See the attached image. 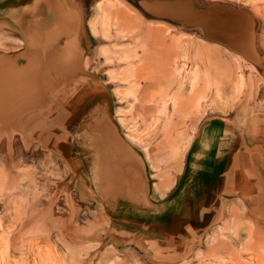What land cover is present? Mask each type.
Returning <instances> with one entry per match:
<instances>
[{
  "label": "rangeland",
  "instance_id": "obj_1",
  "mask_svg": "<svg viewBox=\"0 0 264 264\" xmlns=\"http://www.w3.org/2000/svg\"><path fill=\"white\" fill-rule=\"evenodd\" d=\"M43 1L0 2V55L15 59L24 53L28 42L14 24L22 15L33 19L34 12H38L48 21L46 26L52 28L51 17L43 7L38 8V3ZM97 1L59 0L58 3L64 12L71 11L76 16L75 34L88 35L87 46L83 45V39L75 37L77 53L87 75L96 79L103 90L102 104L108 114L101 119L132 160L128 173L139 187L137 198L128 184L116 186L113 196L104 195L96 179H105V175L100 176L94 151L81 150L88 146L87 141L82 138L70 144L64 133H58L54 145L50 120L40 119L39 126H31L33 121L26 120L44 115L46 106L51 104L49 96L39 101L36 95L29 96V103L12 123L1 126L0 121V214H5L9 223L0 235V264H239L238 257H243L239 262H248L246 251L251 245V231L264 235V215L255 217L248 213L264 206V0H188L201 17L230 13L247 25L256 59H249L252 56L245 53L241 66L232 65L227 48L208 38L202 26L150 14L136 0L123 2L127 14L122 17L115 13L119 10L113 5H109L112 8L100 5L99 17L93 22L94 31L99 27V34H93L89 21ZM129 16L133 18L130 25L123 22ZM138 22L153 34L154 29L161 27L166 44L178 50L170 56L179 66L174 73L178 79L170 81L171 86L175 83L173 89L161 101L164 112L158 106L156 109L140 103L132 106L137 91L154 82L147 47L143 43L134 46ZM6 42L16 45H3ZM189 42H198L210 50L204 54L205 65H199L204 93L197 95L194 107L182 109L177 115L172 95L180 91L179 80L188 96L192 95L194 83L193 58L189 53L179 54V44ZM101 48L107 49L106 54L100 52ZM136 50L141 51L140 57ZM18 63L19 67L24 65L22 60ZM108 71H114L111 77L116 82L108 79ZM117 88L122 98L119 101L114 93ZM119 109L121 112L117 114ZM209 116L230 119L247 136L255 161L249 181L256 191L252 199L239 202L242 225L238 230L234 227L222 231L224 225L235 223L230 217V206L237 203L227 200L229 203L208 210L210 216L211 210L214 212L211 220L201 215V225L194 230L191 223H181L184 227L179 233L178 216L149 220L152 207L143 205L153 198L147 176L157 166L173 180L196 126ZM128 135L135 136L137 143L131 142ZM144 147L151 153L150 163ZM81 172L87 182L85 192L80 195ZM163 173L153 177L160 186L157 190L160 194L167 180ZM133 199L138 205H129L135 202ZM101 201L103 206L98 204ZM220 239L231 242L237 250L235 258L229 259L235 256L228 249L231 246L224 254L220 251L225 258L214 257L212 249Z\"/></svg>",
  "mask_w": 264,
  "mask_h": 264
},
{
  "label": "crops",
  "instance_id": "obj_2",
  "mask_svg": "<svg viewBox=\"0 0 264 264\" xmlns=\"http://www.w3.org/2000/svg\"><path fill=\"white\" fill-rule=\"evenodd\" d=\"M47 1L56 9L61 10L63 13H66L62 10V5L58 3L59 0ZM136 1L137 3H139V5L143 4L144 8L150 14L170 17L180 21L184 20V18L187 16L198 15V13L190 5V2H188V0ZM123 2H125V0H98L94 5L95 11L93 12V19L91 18V21H89L90 31H92L91 22H93L95 19L97 20L99 17H97V5H101L102 8L105 6H107L108 8H112L109 5H113V7L116 8V11H120L115 13L119 17H122L126 16L127 14V11H125L124 9L125 6ZM40 3L41 2H39L38 5H40ZM68 5L70 6V4ZM58 6H60V8H58ZM32 16L33 19H25L22 15L14 22L16 26L15 28L17 29L19 34H21L24 41H27L25 35H28L30 33V30L27 27L30 20H32V22L35 19H37L38 22L47 21L44 16L39 14L38 12H34ZM131 20H133L131 16L127 17L126 19L123 18V22L125 24L129 23L130 25ZM50 21L51 24L55 23L53 20ZM7 22L9 21H5V23ZM137 25L138 31L136 32L137 37L135 39L136 42L134 43V46L137 47L140 43H143L145 47H147L148 59L151 61V66L154 68L150 70L151 74L153 75L154 82H149L143 89L137 91L136 98L132 102V106L135 103H140L143 106L148 105L146 107H149V105H151L150 107L153 109H156L158 106L159 111L164 112V107L161 106V101L163 100L164 96H169L168 90L173 89L172 86L175 83H173L171 86L170 81L172 79H178L176 78V76H174V73L176 68L179 66L177 65V61L174 58L171 59L170 56L178 50H173L169 44H166V40L163 39L161 35L162 33H160L161 31H163L161 27L154 29L153 31L156 32L153 34L152 32H150L151 29L143 27L142 23L138 22ZM98 28L99 27L97 26L95 27V34H99ZM51 29V27L45 25V30L50 31ZM32 31L35 30L33 29ZM92 33L90 32V35L94 36V33ZM227 35L229 37L226 40L231 38L230 32ZM206 36L210 38V36ZM75 37L76 39H83V45L87 46L88 35L79 32L77 35H75ZM67 39L64 36H59L55 37L54 40L55 43H57L56 46L62 47ZM226 40H220L217 42L223 44L227 48L225 50L229 55V59L232 65L241 66V59L245 58L243 53L233 51L230 46L226 44ZM59 41H62V43L59 44ZM3 45L14 46L16 45V43L6 42ZM127 45L131 46L132 44L128 43ZM253 45L254 44H252L250 40L248 46L250 47L249 54L252 57H248L249 59H256L255 54H253V50L255 52ZM207 49V47L199 44L198 42L179 44V54L186 55L184 53H189L193 58L191 73L192 79H194V83L193 88L191 89L192 95L188 96L182 90L183 82L179 80L180 91L172 95L175 97L177 105L175 111L177 115L182 111V109L194 107L197 95H202L204 93L203 85L201 84L202 78L199 65H205L204 54H206V52L209 50ZM136 52L140 57L141 51L136 50ZM165 56L169 57L167 58ZM180 73L181 69L179 68V76ZM33 122L30 124L31 126H39L38 120ZM168 122L171 123L170 121ZM171 126L174 127L173 125ZM117 144L120 145L119 143ZM123 149L125 151L124 147ZM147 155L149 157L151 156L148 148ZM133 160L135 162V157L133 158ZM131 161L132 160L130 158V163ZM254 163V157L251 152L247 136L244 135L243 131L233 121L222 116H209L201 119V121L196 126L192 139L190 140L184 152L180 170L178 168L177 172L173 176V180L171 177L164 174L163 170L158 168L157 166H155V169H153V173L147 176V183L149 185V188L153 191V198H148V200L143 203L144 206L151 205L152 207L149 214V220H153L154 218L161 219L162 217L178 216L180 233V230L184 227L181 226V223H191V229L194 230V227L197 228L201 225V220H199L201 215H203L204 217L207 216V219L211 220L214 212H212L211 210L210 216L208 214V210L213 207L223 206L229 203L227 200H232L230 202L234 204L241 202L243 199H252L256 190L254 189L253 183L250 184L249 179L252 175L251 172H253V169L255 167ZM130 169L131 164L129 170ZM160 173H163V175L167 178V180H165L166 186L164 185L165 189L163 190L162 194L155 191L154 189V184L156 183L153 177L154 175H158L159 177ZM82 176H84V173L81 172L79 174L78 183V190L80 195L85 192L84 183L87 182L86 178L83 179ZM125 176H127V180L129 181L128 189L132 190L133 188V192H135V198H137L136 192L137 190H139V187L137 186L136 180H133L129 173H126ZM139 176L141 179H143L141 174ZM102 179L104 180V178ZM96 181L98 186L100 187L101 180L96 179ZM133 194L134 193H132V195ZM133 200L135 202L129 205H138L136 199ZM98 204L103 206L102 201ZM119 206H121V204H117V207ZM7 220L8 217L5 214H0V235L2 234V231L7 230V226L9 224Z\"/></svg>",
  "mask_w": 264,
  "mask_h": 264
},
{
  "label": "bare ground",
  "instance_id": "obj_3",
  "mask_svg": "<svg viewBox=\"0 0 264 264\" xmlns=\"http://www.w3.org/2000/svg\"><path fill=\"white\" fill-rule=\"evenodd\" d=\"M2 1L0 0V2ZM41 7L55 22L52 29L50 31L45 30L48 21L38 22L37 19L33 22L30 21L27 25L30 33L25 35L28 43L21 57L10 59L5 54L0 55L1 126H8L16 119L17 114L25 109L27 102L29 103L31 99L29 96L36 95L38 101L42 97L49 96L51 104L46 106L44 115L26 120H50L48 123L54 133V145L58 141L56 138L58 133H64L70 144H74L73 141L85 139L88 146L81 150L84 152L94 151L93 158L100 171V176L105 175V179H101L103 184L100 186V190L103 194L105 193L104 195L113 196L111 193H116L114 190L116 186L122 184L124 187L129 182L125 174L129 171L130 158L123 147L114 140L106 122L101 119L108 114L107 107L102 104L105 97L103 90L97 85L96 79H91L87 75L77 53L75 43L76 16L71 11L63 13L50 5L47 0L40 3L38 8ZM65 7L70 6L65 3ZM96 8L98 12L100 5H97ZM247 19L248 23H251L250 18ZM93 22H91V28L95 34ZM182 22L202 26L207 33L206 35L215 41L226 40L229 37L227 34L230 32L231 38L226 40V44L235 52L243 54L250 52L248 45L251 39L249 37L250 32L246 28L247 25L236 20L230 13H225L224 16L219 17L214 16V18L201 17L199 14L187 16ZM33 29L35 31H32ZM59 36L68 39L62 47L57 48L54 39ZM106 51V48L100 49L102 54H106ZM20 60L24 61L22 67H19L18 62ZM112 72L114 71H108L107 77L110 81L116 82L111 77ZM119 90L117 88L114 92L118 101L122 99ZM120 112L119 109L116 113ZM119 122L126 127L123 120H119ZM127 137L131 142L137 143L135 136L128 135ZM143 149L149 162L147 147ZM159 187V184H154L155 191L159 190ZM241 208L240 203L230 206V217L234 218L235 223L232 226L224 225L222 231L228 232L234 227L235 230H238L242 225ZM248 213L255 217L263 216L264 206L262 209L259 208L257 211ZM227 247L235 254L229 259L235 258L237 250L231 242L229 243V240L224 239H220L212 249L215 254L214 257L219 255V258H225L222 253L228 251ZM246 253L249 254L250 260L242 263L239 262V259L243 257H238L237 263L264 264V235L251 231V245Z\"/></svg>",
  "mask_w": 264,
  "mask_h": 264
}]
</instances>
